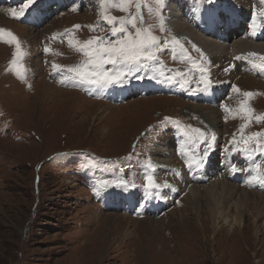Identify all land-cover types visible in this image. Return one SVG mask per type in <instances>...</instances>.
<instances>
[{
	"label": "rangeland",
	"instance_id": "rangeland-1",
	"mask_svg": "<svg viewBox=\"0 0 264 264\" xmlns=\"http://www.w3.org/2000/svg\"><path fill=\"white\" fill-rule=\"evenodd\" d=\"M48 1L57 0H38L30 8L39 12L35 17L41 20L31 23L27 16L30 10L18 19L10 15L11 9H19L25 0H0V28L11 30L19 38L27 53L22 62L28 68L23 80L9 71L14 45L0 41V264H264V228L257 236L255 228L248 230L251 211L245 214L244 230L215 231L205 209L209 203L206 194L198 213L193 201L187 199L188 187L203 190L206 182L190 183L185 162L181 161L185 165L182 174L177 169L180 157L173 152L179 150L174 141L176 131L188 140L183 154L206 146L204 138H197L192 129H201L209 139L215 134L209 152L215 150L208 159L218 160L222 146L225 151L233 150L230 141L233 134L239 139L242 121L221 105L238 106L242 96L233 92L235 85L241 92L258 93L250 105L257 114H264V74L241 69L238 60L230 58L218 62L202 58L211 68L195 59L190 64L171 62L173 49L161 48L158 61L148 62L136 73L142 79L129 76L123 85L104 87L75 80L61 82L64 73L58 74L53 63L73 66L85 59L69 46L65 30H72L70 35L84 41L91 36H107L109 28L106 24L95 31L87 27L98 21L96 0H62L64 8L42 17L40 9ZM190 2L196 8L201 6L197 7V0ZM153 3L149 0L150 7ZM256 5L263 3L260 0ZM149 6L144 7L143 14L149 15ZM167 6L165 2L160 9L166 26ZM205 6L241 11L244 3L205 0ZM110 11L125 15L116 9ZM149 19L158 17L153 13ZM74 25L81 27L73 30ZM172 31L168 25L164 31L158 29L157 36L162 42L168 38L164 33L170 32L179 40ZM180 43L191 46L202 57L191 41ZM45 47L51 51L45 52ZM193 62L207 69L211 80L207 92L197 90L200 73L199 67L193 69ZM213 63L222 68L216 70ZM234 65L237 70L225 72ZM166 76L179 81L170 83L175 90L172 94L134 95L123 103L102 96L104 91L140 80L168 84ZM203 87L200 83L199 88ZM217 91L223 95L222 103L208 105L206 95ZM188 95L196 98L189 99ZM207 110L215 117L206 114ZM165 117L174 123L161 126ZM260 130H264V122H252L245 134ZM166 144L173 145L169 153L165 149L171 161L160 166L153 152L159 149L163 154ZM253 154L255 164L264 165V152ZM247 164L248 159L245 168L249 177ZM200 167L205 171L213 168L202 165L196 169ZM220 172L225 176L215 179L213 174L207 184L226 177L225 171ZM149 173L160 187L146 191L144 176ZM233 182L251 196H264V190L258 192L264 187L250 190L247 182ZM155 202L160 206L153 211ZM146 208L150 215L132 216Z\"/></svg>",
	"mask_w": 264,
	"mask_h": 264
},
{
	"label": "snow or ice",
	"instance_id": "snow-or-ice-1",
	"mask_svg": "<svg viewBox=\"0 0 264 264\" xmlns=\"http://www.w3.org/2000/svg\"><path fill=\"white\" fill-rule=\"evenodd\" d=\"M38 0H25V2L19 7V9H11L10 15L13 18L23 17L30 8L35 5ZM156 5L155 13L159 18V27L161 31H164V18L160 13V9L163 7L164 0H153ZM208 3H212L213 0H207ZM98 6V21L96 25H88L90 30H97L102 24H106L109 28L107 36H91L87 40L80 41L73 35H70V31L65 30V35L68 39L70 47L76 51L81 52L85 59L80 63L73 66H61L53 63V69L59 74L64 73V79L61 82L67 80H75L81 84L87 83L100 87L108 85H123L129 76H133L136 79H142V76L137 75L143 67L148 65V62L158 61L157 53L161 51L160 37L156 36L152 31V26L147 25L143 15V9L145 6H149V0H96ZM205 0H197V7L204 4ZM264 3V0H261ZM111 9H116L123 12L125 15L116 16L111 13ZM75 10V9H74ZM153 9L149 6V12ZM260 15L264 16V9H261ZM253 31L252 35L256 34L255 21L256 13L253 12ZM80 25H74L73 30L79 29ZM57 34H53V38ZM0 41H5L10 45H14V51L12 53V59L9 61V71H13L18 78L25 79L28 72V68L22 62L23 57L27 53L22 49L19 38L11 31L5 28H0ZM171 43L179 45L180 41L176 37L171 38ZM183 49V46L180 45ZM45 52L51 51L48 47H45ZM199 51V49H197ZM251 57H257L256 53H249L248 56H237L235 59H247L252 68L257 69L259 72L264 73V56L258 57V59H250ZM175 59L176 57L173 56ZM184 58L191 61V57L185 53ZM110 66V67H109ZM199 67L200 80L197 82V90L207 92L211 85L207 69L202 65L197 66L193 62V69ZM229 71L225 68V72ZM163 75V73H161ZM154 78V77H153ZM183 80V76L180 77ZM165 82H179L175 81L173 76H166ZM184 83H188L185 81ZM184 83L180 86L184 87ZM204 85L203 88H199V84ZM233 92H236L242 96L238 106L233 109L227 104L221 105L224 111L234 119L238 118L242 121L239 126V139L233 134V139L230 141L234 145V152H241L249 159L254 152H264V130L257 132H251L245 134L252 122L262 123L264 122V114H257L255 109L250 105V100L258 93L250 91L241 92V90L232 85ZM228 119V116H225ZM174 123L169 117H165L164 121H161V126L165 123ZM179 123V122H175ZM191 127V126H188ZM193 132L198 134L197 138H204L205 148L203 156L197 158L196 154L192 159H186L185 163L189 168L193 166H202L204 158L208 156L209 150L213 147V143L216 139L215 134L212 133L210 139L208 135L201 129H192ZM241 145V147H235V145ZM152 166L149 165V168ZM232 172L240 171L236 165H232ZM144 185L146 191L160 187L155 182L154 176L149 173L144 176ZM248 183H258L264 185V165L255 164L250 170L248 177ZM121 186V184H117ZM135 187V185H132Z\"/></svg>",
	"mask_w": 264,
	"mask_h": 264
},
{
	"label": "bare ground",
	"instance_id": "bare-ground-1",
	"mask_svg": "<svg viewBox=\"0 0 264 264\" xmlns=\"http://www.w3.org/2000/svg\"><path fill=\"white\" fill-rule=\"evenodd\" d=\"M254 1L256 4H260V0H251V1L250 0H243L244 7L242 10L240 9L241 10L240 13H241V16L248 15V16L252 17L253 12H255L256 13L255 23H257L258 15H259L258 11L260 10V7L264 6V4L262 6H257L255 3H253ZM165 2L168 4V6H167L168 18H167V26L164 25V29H168V25H169V27L179 37L180 41H183V42L191 41L193 44H195L197 46V48L202 53V57H201L196 53V51L191 46L185 45L183 43H180L179 45L172 44L171 38L173 37V35L170 32H165L164 34L168 35V38L161 42L160 47L164 50L173 49L172 54H174V56L177 54L175 56L176 57L175 59L170 58L171 62L181 61V62H186V63L190 64L193 59H195L196 61L208 60V61H213V62L226 60L228 58L236 60L235 57H237V56H248L249 53H256L257 54V57H255L256 59H258V57H260V56H264V42H253L250 40L239 39L231 45H224V44H220V43L216 42L214 39H212L210 37L203 36L202 34L197 32L195 29H193L191 27V25L183 18V14H187L191 18H194L196 20V22L193 24L195 26H197L199 23H201L203 21L204 16H206L210 13L207 10H205V8H206L205 3L202 4L199 8H196V7H194V5H192L190 3L188 4L187 2L183 3L180 7L182 0H164V4H165ZM54 4L55 3L46 4L45 6L42 5V8L40 9L41 10L40 13H41L42 17H43V14L46 17L50 16L51 10H49V8H50V6H53ZM164 4H163V6H164ZM252 4H255V7L252 6ZM62 5H60V6H62ZM151 8L153 9V11L151 13L148 11L149 15H147V13L143 14V15L147 18L146 26L149 23V25L152 26L153 33L157 36V31H158V29H160L159 18L155 21L149 19L150 15L155 13V9H156L155 3L152 4ZM36 12L37 11L34 8H32L30 10V12L27 14V16L30 17L29 21L31 23H35V22L39 23L41 21L40 18L35 17ZM37 13H39V12H37ZM161 15H162V13H161ZM188 20H189V18H188ZM180 45L183 46V49L180 47ZM233 47H236V49L231 50ZM185 53L191 57V61L184 58ZM202 58H204L205 60H203ZM250 59H252V57ZM243 62L247 64V68L254 69V68H252L251 64L249 63V60L244 59ZM213 64L215 65L214 68L216 70L218 68H220V69L222 68V65H218L215 63H213ZM229 68H231L229 71H232V68L234 70H237L238 67H237V65H234V66H229ZM241 68H242V66H241ZM255 70H257V69H255ZM242 73L245 74L246 72L243 71ZM249 76H251V75H249ZM229 78H230V76H229ZM240 80H241V78H240ZM239 82H238V84H239ZM138 83H141V82H138ZM138 83H135V84H138ZM243 83H244V81H243ZM133 92H134L133 89H131L130 91H126L128 96H130ZM194 108L201 109L200 106H194ZM206 114H208L212 118L215 117V115H216L213 111H210V110H207ZM253 123H255V122H253ZM237 124H239V123H237ZM170 146H173V145L172 144H170V145L166 144V146L161 150L162 152L164 151L163 154H160V152L158 151L159 149H155L156 151L153 152L154 156L156 158V163L158 165L163 166L166 164H162V162L171 161L170 157L167 156V150H165L168 148V153H169ZM182 146H183V140L180 139L178 149L180 150ZM244 156L248 160L253 158V156H251L250 159L246 155H244ZM170 164H171V162L168 165H170ZM202 165H204L208 168L213 167L212 170L210 168L207 171H205L206 172V174L204 176L205 178L208 179L211 175H213L214 170L225 171L226 177L223 179L215 180V181L211 182L210 184H207V183H206V185L204 184L205 187L203 185V190L199 189V187L193 188L191 190L192 186L188 187V198L187 197H185V198H187L189 201L190 200L193 201L192 204L197 209V213L199 212V210H200V208L204 202V201H202V199L204 198L203 195L206 194V196L208 197L209 203L205 206V209H206V213L208 214L209 219L213 222V226L215 225L213 227L215 229V231L218 232V230H222V231H233L234 232L235 230H242L243 227H246L245 220L248 219L245 217V214H246V212L251 211L249 216L253 217V218L250 219L251 221L249 222V224L251 226L248 227V230L249 229L252 230L253 228H255L254 234L256 236L258 234H260L259 232L262 231V229L264 228V226H263V224H264V196L263 195L262 196H251L249 194V192L246 190H238L237 189L238 186L232 180L229 181V175L232 173L231 169L230 170L219 169L220 158L218 160L205 159ZM247 165H248L247 166L248 170H251L253 168L251 163L247 164ZM195 169H196V167H195ZM187 176L189 177L188 173H187ZM222 180H225V181H222ZM197 182H198V180H197ZM230 182H232V183H230ZM252 184L255 186L263 187L261 184H257V185H256V183H252ZM247 185H248V182H247ZM185 188L187 189L186 185H185ZM238 188H240V187H238ZM115 206H117V204H115ZM157 208L158 207H154L153 209H157ZM144 215H149V214H143V211H141V212L134 213L132 216L140 217V216H144ZM258 221L259 222L262 221V224H259ZM218 224H221V225L218 226ZM261 227H262V229H260Z\"/></svg>",
	"mask_w": 264,
	"mask_h": 264
}]
</instances>
